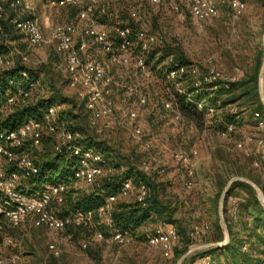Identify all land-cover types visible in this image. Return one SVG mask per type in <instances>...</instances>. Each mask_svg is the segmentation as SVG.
Instances as JSON below:
<instances>
[{
	"label": "trees",
	"instance_id": "16d2710c",
	"mask_svg": "<svg viewBox=\"0 0 264 264\" xmlns=\"http://www.w3.org/2000/svg\"><path fill=\"white\" fill-rule=\"evenodd\" d=\"M161 1L163 5H170L172 1L180 0ZM256 2L264 6V0H257ZM152 5L155 4L148 0L137 10L141 11L148 7L150 9ZM63 8H78L79 11V7L71 5ZM4 9L3 16L0 17V27H2V31H0V54L10 55L13 52L15 65L9 71H0V134L18 130L31 121L43 123L44 128V136L39 146H35L33 140L28 139L21 147L15 149L17 154H27L34 159L39 168L37 175H26V172L19 168L16 162H8L9 166L6 171L21 175L18 189L28 196H37L51 186L65 185L66 191L63 193L62 202L54 200L51 209L59 218L69 221L65 230H67L68 235L76 239L87 236L89 227L94 224L95 227L92 226L93 231H95L94 228L99 230L100 232L97 231L96 233H102L103 240L110 239L115 229H122L132 234L134 243H148V237L155 226L173 225L178 231L179 243L176 245L172 257L165 258L169 260L170 264H176L177 260L195 245L222 241L223 230L219 224L218 205L220 195L228 181L235 175L243 176L251 179L262 188L261 181L251 176L245 168V164L250 159L242 154L243 158L225 155L223 149H217L212 153L214 163L208 170L209 175L207 176L211 186H205L204 191L196 192L185 199L181 198L179 193L168 191L169 183L157 179L152 173L142 169V162L151 158L148 151L152 150V146L146 153L141 154V157L139 156L141 158V165L139 166L138 161H136V154L130 152V154L122 155L107 141L99 139L95 135L96 126L91 122V112L87 110L85 101L78 97H67L57 87L61 78L56 75V68H52L53 62L34 67L28 66L29 61L26 62L22 58V54L27 53L23 49L17 52L14 47L19 36L21 35L23 38V35L9 21L12 14L10 6L5 4ZM131 10L123 4L119 5L115 13L113 12L115 16L112 17L101 14L99 10L96 12L101 15L102 20L111 22L109 24L106 21H101L103 25L109 28L118 24L133 27L135 31L144 30L140 26L141 21L131 17ZM108 14L111 13L108 11ZM258 15L260 17L255 21V30L246 24L248 22L246 18L243 17L240 20L236 27L234 50L226 51L230 59L233 56V51H235L237 60L245 64L239 80L219 83L217 89H214V85H210L208 92L204 95L196 94L191 98L186 95H177L174 106L183 113V121L180 125L188 124L190 128H193L194 121L202 122L207 119L210 120V124H215L212 127L219 135L226 122L234 120L239 127L242 120L241 115L244 112L260 111L264 113L258 87V75L264 57L261 40L264 33V11ZM28 17L34 18L31 13ZM95 18L98 19L99 17ZM101 22L99 23L101 24ZM112 41L114 48H117L120 43L119 38L112 35ZM25 44L27 43L25 42ZM160 47L159 45L155 46L149 51L146 54V60L156 76L155 82L158 88L156 96L161 104L160 108L164 115L171 119L172 113L166 110L163 105V101L169 98L166 86L162 81L168 68L164 62L170 55H173L175 60L182 65H190L195 62H190L185 56H177L174 53L163 56ZM139 50L138 47L137 51ZM23 73H27L28 76L24 77ZM66 76V82L69 83V76ZM30 82H35L36 86L29 88ZM186 85L189 89L190 81H187ZM17 86L21 87L23 91L29 92V96L24 97L18 94ZM42 88L46 89L48 93L43 96H36L35 92ZM11 97L15 98L13 103H9ZM204 98H208L211 105H216L217 101H220L221 106L219 108L229 104L235 105L239 118L237 119L228 111L218 110L213 115L199 111L196 102ZM56 104L60 105V109L50 119H47L48 109L51 106H59ZM49 123L79 132L81 134L79 144L83 147L94 148L108 162V166L113 169V172L100 177V181L96 182L91 190L80 187L79 181L74 177L78 161L68 154L55 153L56 139L46 132ZM3 144L4 141L0 139V145ZM196 174L197 171L195 177ZM125 181H131L133 185V190L128 197L121 195L122 184ZM140 185H145L147 188V196L143 201L137 199ZM208 188H211V191L208 192ZM111 196H115L116 200L109 211L108 216L111 219L109 222L106 216H100L98 211L105 204L106 199ZM230 197H235L238 200V213L236 215L231 214L228 206ZM202 210L212 217L213 222L211 223L212 227L209 225V231L197 235L195 227L204 223L203 218L195 214ZM88 212L93 213L91 219L77 224L76 217ZM224 216L229 229V242L223 247L198 250L191 254L183 264H193L197 258L206 256L211 257L210 264H264L261 259L264 250V209L259 203L255 189L241 181L233 182L224 203ZM0 222L5 223L2 214H0ZM8 229L11 228L6 227L7 233ZM86 242L89 247L90 241Z\"/></svg>",
	"mask_w": 264,
	"mask_h": 264
},
{
	"label": "built area",
	"instance_id": "2783aa9c",
	"mask_svg": "<svg viewBox=\"0 0 264 264\" xmlns=\"http://www.w3.org/2000/svg\"><path fill=\"white\" fill-rule=\"evenodd\" d=\"M157 4L161 0H150ZM251 0H227L228 6L235 17H241L246 12ZM52 5L63 8L67 6L79 7L78 18L80 23L58 24L52 27L50 34H45L39 22L35 18H29L28 15L33 12L34 5L32 0H0V17L3 16L4 5L8 4L12 10L10 23L23 35L28 47L33 49H42L50 44L64 58V72L69 76V86L75 90L80 98L85 101L86 108L91 112V122L98 125L104 121L106 127H114V122L109 120L115 111V102L112 99L113 87L118 86L115 78L109 72V66L105 61L96 59L88 54V44L85 41L77 43L79 37H89L96 42L100 49L108 53V63L114 66H123L131 69L134 74L146 75L149 78L156 79L154 72L146 60V54L155 46H160L163 37L157 33H151L146 30L135 31L130 26H115L109 28L97 23L95 18L96 10L101 14L115 16L113 13L99 6L98 0H52ZM172 10L181 20L190 18L197 29H204L206 22L211 21L220 15V9L217 0H181L171 2ZM130 15L133 19L139 21L141 18L139 10H131ZM82 23V24H81ZM2 31V27H0ZM112 35L119 38L120 43L114 48ZM139 47V51H137ZM19 52V51H17ZM13 52L10 55L0 54V71H9L15 65ZM24 61H29L27 54H22ZM106 61V62H107ZM168 65L163 76V83L168 91L169 98L163 101L164 108L172 113L170 121L174 126H179L183 121V113L176 109L174 102L177 95H186L188 98L194 95H204L208 92V87L214 85L218 88L219 83L238 81L242 69L237 67L232 75L226 73L217 58L208 56L203 63H193L190 65L179 64L173 55L167 57L164 62ZM27 77V73H23ZM190 81L191 91L186 82ZM29 88L36 86L35 82L29 83ZM18 94L24 97L29 96V92L23 91L17 86ZM15 101L14 97L9 98V103ZM138 103L142 106L148 104V97L145 93L138 95ZM221 102L211 105L208 98L196 102L199 111H205L208 115L219 111H228L239 118L237 108L233 104L221 107ZM60 106H51L48 109L47 119H50ZM139 113L136 109L129 111V119L137 121ZM256 132L244 137V140H236L235 147L252 161V166L258 170H264V113L256 111L253 113ZM193 127V126H192ZM237 123L234 120L226 122L219 132V136L225 140L233 139L237 133ZM46 132L53 135L56 139L54 151L57 154H68L75 157L78 161V167L74 171V177L86 185L94 184L99 177L112 173L113 169L108 166V162L94 148L83 147L79 144L81 134L77 131L68 130L65 127H58L49 123ZM143 134L142 128L135 124L133 135L140 137ZM44 136L43 123L31 121L26 123L18 130L0 134V139L4 141L0 145V159L4 158L9 163L16 162L18 167L26 172V175L33 176L39 173V168L33 158L27 154H17L15 149L21 147L26 140L32 139L35 146H39ZM146 150L151 147V142L143 143ZM172 157L175 162L183 165L186 169L188 179L185 183L188 189L194 186V177L199 158V149L197 146L191 147L188 151L173 150ZM155 160V159H154ZM156 168L163 167L162 160H155ZM142 169L149 172L152 169L151 158L142 162ZM124 170V167H122ZM21 175L16 172L8 173L0 168V214L5 218V223L0 222V245L13 246L14 238L6 232V227L15 229L22 227L44 228L52 232H62L66 229L68 220L59 218L51 209L54 200L62 202L63 193L66 191L65 185L51 186L37 196H28L18 189ZM133 190L131 181H125L122 184L121 195L128 197ZM147 196V188L140 185L137 199L143 201ZM115 196L106 199L105 204L99 209L100 216L109 218V211L112 208ZM231 214L238 213V200L230 197L228 200ZM93 216L92 212L80 214L76 217L77 224L89 221ZM210 229L209 224L204 223L195 227L197 235L206 233ZM96 240H103L102 233H96ZM111 241L120 247H127L134 243V238L129 231L115 229ZM179 243V234L173 225H157L151 231L148 237V244L161 251L164 258H171L176 245ZM83 250H87L88 243L84 242ZM49 250L55 257L60 256V250L54 244L49 245ZM264 263V250L261 255ZM205 260L209 263L210 256ZM0 264H11L7 260L0 258ZM84 264H95L93 261H87Z\"/></svg>",
	"mask_w": 264,
	"mask_h": 264
},
{
	"label": "rangeland",
	"instance_id": "374dc122",
	"mask_svg": "<svg viewBox=\"0 0 264 264\" xmlns=\"http://www.w3.org/2000/svg\"><path fill=\"white\" fill-rule=\"evenodd\" d=\"M32 1L35 9L37 6L36 14L41 22L48 18L49 27L45 31L47 35L50 34L52 27L55 25L80 23L78 8H60L49 3V0ZM98 1L100 7L107 9L109 13H115L119 5L125 4L126 7L136 10L148 0ZM217 1L221 6L219 17L206 22L202 30L197 29L190 18L181 20L172 10L171 5H163L162 1L152 5L150 9L148 7L140 11V26L146 31L160 34L163 37V42L160 45L163 56L168 53H174L177 56L183 55L188 61L196 63H203L208 56H214L221 64L222 69L232 75L235 68H245V64L237 60L235 51H233L231 59L226 52H230V49H233L237 33L236 27L244 15L235 17L228 6L227 0ZM100 16L98 12L95 13V17H99L96 19L97 23L101 21L111 23L109 20H102ZM18 39V42L14 44L15 50L20 51L23 49L27 53L29 57L28 66L34 67L53 62L54 65L51 64V66L56 68L55 73L61 78L57 87H59L62 94L67 97H78L82 100L79 94L71 89L69 83L66 82L65 61L63 56L57 52L55 45L50 44L42 49H33L25 44V40L21 35ZM76 41L77 43L81 41L87 42L89 45L88 54H91L94 58L97 57L96 59H103V62L105 61L109 66L110 74L118 83V86L113 87L112 99L115 102V111L114 115L109 119L114 122V127H106L104 121H101L96 125L95 135L99 139L107 141L122 155L130 154V152L136 154L135 157L139 166L141 165L140 155L147 152L143 143L150 141L152 150L150 149L148 154L151 155L152 169L149 172L156 176L157 179L169 183L168 191L179 193L181 198L185 199L196 192L204 191L205 186H211L207 176L209 175L208 170L211 169L214 161L209 155L217 149H223L225 155L243 158L242 155L244 154L235 147V141L244 140L245 136L256 132L252 111L244 112L241 115V125H239L237 133L231 140L221 138L215 128L212 127L215 124H210V120L207 119L202 122L194 121L193 128H190L188 124L174 126L160 108L161 104L156 96L158 88L155 79L146 75H135L131 69L108 63V53L103 52L92 38L84 36L77 38ZM46 93H48L46 89L42 88L35 92V95L43 96ZM140 93L147 94L148 104L145 106L138 103V95ZM61 108L63 107L61 106ZM131 109L138 111L139 117L137 121L133 122L129 119V111ZM241 111L243 110L241 109ZM135 124L139 125L143 130V134L140 137L133 135ZM173 133L176 134L175 137H173ZM193 146L198 147L199 158L196 167L197 174L194 177V186L188 189L185 185L188 179L187 172L183 166L174 161L172 151L179 149L188 151ZM154 159L162 160L163 167L156 168ZM8 166V161L1 158L0 168L6 170ZM245 168L251 176L261 181L262 188L259 185L257 186L262 190L264 196V170L254 168L251 160L245 164ZM100 179L99 177L96 182L100 181ZM95 183L86 185L83 182H79L78 185L83 189L91 190L94 188ZM207 191H211V188H208ZM179 213L178 215H181ZM195 215L201 216L204 220L203 223L207 222L211 226L212 217L204 210L198 211ZM92 226L89 227L87 236L81 237V239L68 235L67 230L52 232L44 228L33 227L8 229V233L14 238L15 243L13 246L1 244L0 258L7 260L11 264H84L89 260L95 264H170L169 260L162 256L160 250L151 247L148 243L135 242L127 247H120L113 243L111 239L96 240L94 236L97 231H100L95 228V231H93ZM86 241H90V245L87 250H83L82 245ZM51 244L56 245L60 250L59 257H55L49 250V245ZM200 245L203 244L193 247Z\"/></svg>",
	"mask_w": 264,
	"mask_h": 264
},
{
	"label": "water",
	"instance_id": "95a60500",
	"mask_svg": "<svg viewBox=\"0 0 264 264\" xmlns=\"http://www.w3.org/2000/svg\"><path fill=\"white\" fill-rule=\"evenodd\" d=\"M262 42H263V49H264V33L262 36ZM259 96L261 99V102L264 106V57H263V61H262V65L260 67V71H259ZM235 181H241L244 183H247L249 185H251L257 194V198L259 200V203L261 204V206L264 208V196H263V192L262 190L257 186V184H255L252 180L243 177V176H234L232 177L228 183L226 184V186L224 187L220 198H219V205H218V212H219V224L223 230V240L219 241V242H210V243H206L197 247H192L190 248L186 253H184L176 262V264H183L185 262V260L194 252L198 251V250H203V249H208V248H218V247H223L225 246L230 239V235H229V229L225 220V216H224V203L226 200V197L228 195L229 189L232 185L233 182Z\"/></svg>",
	"mask_w": 264,
	"mask_h": 264
},
{
	"label": "crops",
	"instance_id": "0c3cea01",
	"mask_svg": "<svg viewBox=\"0 0 264 264\" xmlns=\"http://www.w3.org/2000/svg\"><path fill=\"white\" fill-rule=\"evenodd\" d=\"M52 0H49V3H51ZM257 0H251L249 2V5H248V8H247V12L246 14L244 13V18H246L248 20V22L246 23L248 26L252 27L253 30H255V21L260 17L258 14L263 12L264 11V6H262L261 3H257L256 2ZM48 3V2H47ZM218 3V1H217ZM38 4H39V1H38ZM52 4V3H51ZM218 6H219V9L221 11V6L219 5L218 3ZM37 10V6H36V9L34 8L33 9V12L31 13L33 15V17L39 22L42 30L45 32L47 31L48 27H49V22H48V18H45L42 22L41 20L37 17V14H36V11ZM243 17L241 18V20L243 19ZM240 22V21H239ZM100 25H103V24H100ZM46 34V33H45ZM262 40V39H261ZM262 45H263V42H262ZM88 49H89V45H88ZM90 56H92L91 54H89ZM94 57V56H92ZM97 58V57H96ZM103 61V59H101ZM174 132V131H173ZM176 134L173 133V137H175ZM174 141V140H172ZM165 147V146H164ZM163 147V148H164ZM209 157L213 158V155H209ZM204 221V220H203ZM205 223V222H204ZM207 223V222H206ZM208 224V223H207ZM211 261L208 263L206 260H205V257L203 258H197L193 264H210Z\"/></svg>",
	"mask_w": 264,
	"mask_h": 264
}]
</instances>
